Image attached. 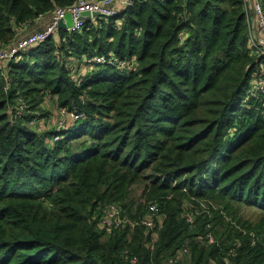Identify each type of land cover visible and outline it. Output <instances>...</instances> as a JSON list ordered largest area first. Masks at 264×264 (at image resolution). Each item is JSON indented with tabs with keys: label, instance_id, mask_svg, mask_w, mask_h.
Masks as SVG:
<instances>
[{
	"label": "trees",
	"instance_id": "trees-1",
	"mask_svg": "<svg viewBox=\"0 0 264 264\" xmlns=\"http://www.w3.org/2000/svg\"><path fill=\"white\" fill-rule=\"evenodd\" d=\"M76 1L0 0V48ZM263 68L243 0H134L2 64L0 264H264Z\"/></svg>",
	"mask_w": 264,
	"mask_h": 264
},
{
	"label": "built area",
	"instance_id": "built-area-1",
	"mask_svg": "<svg viewBox=\"0 0 264 264\" xmlns=\"http://www.w3.org/2000/svg\"><path fill=\"white\" fill-rule=\"evenodd\" d=\"M133 2L134 0H77L76 3L71 6L57 7L52 14L48 15L49 18L47 20H38L41 22L38 26L23 33L14 41L0 48V69L2 68V64L15 59L21 52H24L37 43L46 40L48 37L52 36L57 29H62L58 27V22L63 19L67 13L70 14L72 18V25L62 30L72 32L80 30L83 26L85 21L79 19V16L84 11L97 12L99 14L98 17H110L117 14L121 8L131 6ZM243 5L248 28L249 48L260 56H264V38L255 37L253 34V28L264 33V0H243ZM251 14L253 15V22L251 21ZM93 18L95 17H91L90 19ZM109 62L110 61H106L102 56H93L83 59L80 66H82L84 70H88L91 69L94 64ZM73 74L77 80H80L76 70L73 71ZM253 87L254 89L250 91L252 95H256L254 90L264 94V68L258 75L257 82ZM18 101L22 102V99L18 98ZM65 112V109H61L60 115L62 116ZM69 116L74 119L79 117L76 112H71ZM50 122L55 128H60L64 123V119H61V117H52ZM30 125H36V120H31ZM54 139L56 140L57 136H54ZM155 216L156 207L154 204H150L148 206V216L143 218L142 224L148 229H151L154 226L153 220ZM99 221L100 225L108 231L118 226H124L128 223L131 227L134 226V222H131L125 215H122L121 208L115 203L108 204L102 210ZM130 264H137L136 257L130 259Z\"/></svg>",
	"mask_w": 264,
	"mask_h": 264
},
{
	"label": "rangeland",
	"instance_id": "rangeland-1",
	"mask_svg": "<svg viewBox=\"0 0 264 264\" xmlns=\"http://www.w3.org/2000/svg\"><path fill=\"white\" fill-rule=\"evenodd\" d=\"M70 65H73V63H70ZM141 190H142V186L141 185H137L135 186L130 194V198L136 200H141ZM239 212L241 213V215L251 221H255L258 217V211H256L253 208H249V207H244V206H239Z\"/></svg>",
	"mask_w": 264,
	"mask_h": 264
},
{
	"label": "water",
	"instance_id": "water-1",
	"mask_svg": "<svg viewBox=\"0 0 264 264\" xmlns=\"http://www.w3.org/2000/svg\"><path fill=\"white\" fill-rule=\"evenodd\" d=\"M99 14L97 12H88L84 11L80 14L79 19H82L84 21L89 20L91 17H98ZM72 25V18L70 14H66L63 19L59 20L58 27L65 29L67 27H70Z\"/></svg>",
	"mask_w": 264,
	"mask_h": 264
},
{
	"label": "crops",
	"instance_id": "crops-1",
	"mask_svg": "<svg viewBox=\"0 0 264 264\" xmlns=\"http://www.w3.org/2000/svg\"><path fill=\"white\" fill-rule=\"evenodd\" d=\"M48 18H49V17L46 16V17L42 18L41 21H45V20H47ZM251 21L253 22V15H252V14H251ZM40 23H41V22L38 21L37 26H38ZM34 26H35V24H34L32 27H34ZM253 34H254L255 37H263V38H264V33L258 31V30L255 29V28H253ZM81 71H82V73L85 72L84 70H81Z\"/></svg>",
	"mask_w": 264,
	"mask_h": 264
}]
</instances>
